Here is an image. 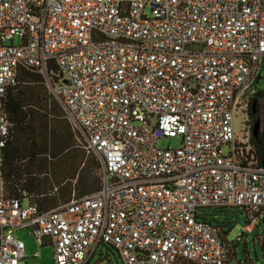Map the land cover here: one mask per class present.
I'll use <instances>...</instances> for the list:
<instances>
[{
	"label": "built area",
	"instance_id": "2783aa9c",
	"mask_svg": "<svg viewBox=\"0 0 264 264\" xmlns=\"http://www.w3.org/2000/svg\"><path fill=\"white\" fill-rule=\"evenodd\" d=\"M263 59L264 0H0V264L25 262L20 229L55 264H87L101 243L123 264H234L199 210L264 212L249 119ZM22 68L81 132L98 191L46 210L6 194L3 99Z\"/></svg>",
	"mask_w": 264,
	"mask_h": 264
},
{
	"label": "rangeland",
	"instance_id": "374dc122",
	"mask_svg": "<svg viewBox=\"0 0 264 264\" xmlns=\"http://www.w3.org/2000/svg\"><path fill=\"white\" fill-rule=\"evenodd\" d=\"M14 43L19 44L20 39L16 37ZM25 84L27 85H23V87L27 91L28 96L35 98L39 94V96H47L49 98L48 89L42 82H28ZM257 89L264 93V59L261 65L260 78L257 82ZM52 101L58 108V113L52 118L51 124L52 129L55 130V136L52 135L50 138L45 135L40 136L37 140V146L34 148L42 151L47 143L57 157L54 158L52 152V155L43 157L40 155L38 157H42V162L39 164L38 160L35 161L33 158L30 159L24 156L20 160V165L23 172H28L32 178L39 182L38 184H31L30 190L28 189L34 196L33 200L37 203H46L44 206L56 208L64 202L66 197L69 196L71 199L84 196L85 193L83 191L97 182L100 186L101 177L99 168L95 167V163H98V160L94 154L86 151L81 132L69 123L58 103L54 99ZM32 103L34 102L32 101ZM255 113L257 114V121H259V131H261L264 128V98H258L255 105ZM245 118L246 114L243 111H239L236 114L235 125L238 132H242L246 128ZM249 119L252 127L253 123L250 113ZM19 144L23 149V154L27 155V147L28 145L30 146V143L21 140ZM68 145L71 146L69 150H67ZM180 145V136L164 137L157 141V146L160 148H178ZM31 146L34 145L32 144ZM227 150V147H225L224 152L226 153ZM61 161L66 164L63 165ZM72 174L75 175L72 176ZM53 201L56 202L55 205L52 204ZM199 213L202 218L222 227L226 233V239L231 245L232 252L230 256L232 263L264 264V212L258 213L252 223V218L249 217L243 208L239 207L205 208L200 209ZM247 226H250V230L246 229ZM18 231H26L28 233L29 243H27V248L25 249L26 254H28L29 245H31L34 250L44 252L41 264H55L52 245L40 247L35 236L29 230L20 229ZM239 237L240 239H238ZM237 239L238 243L233 246ZM98 247L87 264H123L116 250L111 247L106 248L103 244H99ZM102 247H105V250L101 255ZM30 258H35V256Z\"/></svg>",
	"mask_w": 264,
	"mask_h": 264
},
{
	"label": "trees",
	"instance_id": "16d2710c",
	"mask_svg": "<svg viewBox=\"0 0 264 264\" xmlns=\"http://www.w3.org/2000/svg\"><path fill=\"white\" fill-rule=\"evenodd\" d=\"M28 82H42L45 85L40 74L32 70L22 68L20 71L19 83L13 87H10L3 99L4 110L7 113L9 121L11 122L8 142L3 150V173L5 182L7 184V189H9L8 194H14L16 196H21V192L23 190H30L31 184L39 183L35 178H32L28 172H23L21 169L20 160L25 156L30 159L33 158L35 161L38 160L39 164H41L43 156L50 154L52 155L53 152L47 143L42 151H39L34 147L37 146V140L40 138V136L45 135L49 138L52 135L55 136V130L52 129L51 124L52 118H54L56 113H58V108L56 107V104L53 103L52 99L54 98L51 95H49V98H47V96H39V94L35 98L28 96L27 91L23 87V85H27L25 83ZM258 98H264V93L260 90H258L252 98L249 107V113L253 123L251 129L252 141L256 146L255 154L260 165L264 166V128L258 132L257 136H255L253 133L254 125L257 122V114L254 111V105L258 101ZM32 101L34 103H32ZM55 102L57 101L55 100ZM58 105L60 106L59 103ZM21 140H25L30 143V146L28 145L27 147V155L23 154V149L21 146H19ZM68 141H70V139H68ZM32 144L34 146H31ZM70 148L71 146L68 145L67 150ZM40 155H42V157H38ZM53 155L54 158L57 157V155L54 153ZM62 163L63 165L66 164L64 162ZM99 166V162H96L95 167L99 168ZM73 175L75 174H72V176ZM100 187L101 184L99 186V183L97 182L90 188H84L85 190L83 193H85V195L92 194L98 191ZM68 200H70L69 196L64 199V202ZM55 203L56 202L54 201L52 202L53 205H55ZM38 204L42 210L53 208L50 206H44L46 203ZM101 244H103L105 247H111L105 243Z\"/></svg>",
	"mask_w": 264,
	"mask_h": 264
},
{
	"label": "crops",
	"instance_id": "0c3cea01",
	"mask_svg": "<svg viewBox=\"0 0 264 264\" xmlns=\"http://www.w3.org/2000/svg\"><path fill=\"white\" fill-rule=\"evenodd\" d=\"M9 193V189H7V185H6V194L7 195H9L8 194ZM9 196H16V195H9ZM30 198H24L23 199V202H24V204H27L28 202H30ZM22 230V229H21ZM23 230H29L31 233H32V231L30 230V229H23ZM26 232V231H25ZM20 232V231H18V230H16L15 231V236L17 237V238H19V239H21V240H23L24 242H25V245H26V248H27V243H29V240H28V233L26 232ZM33 234V233H32ZM48 245H51L50 244V242L47 240L45 243H44V245H39L40 247H45V246H48ZM99 247H97L96 249H98ZM107 248V247H106ZM104 250H105V247H102V249H101V255L104 253ZM96 251V250H95ZM95 251H94V253H95ZM28 254H26V252H25V256H26V259H25V264H41L42 262H43V255H44V252L42 251H39V250H34V248L31 246V245H29V252H27ZM93 253V254H94ZM34 257L35 256V258H30V257ZM37 256V257H36Z\"/></svg>",
	"mask_w": 264,
	"mask_h": 264
},
{
	"label": "water",
	"instance_id": "95a60500",
	"mask_svg": "<svg viewBox=\"0 0 264 264\" xmlns=\"http://www.w3.org/2000/svg\"><path fill=\"white\" fill-rule=\"evenodd\" d=\"M255 105H254V111H255ZM258 132H259V121L256 122L253 128V133L255 136H257ZM237 243H238V239L234 242L233 246H236Z\"/></svg>",
	"mask_w": 264,
	"mask_h": 264
}]
</instances>
